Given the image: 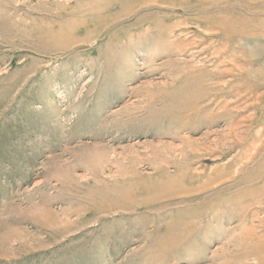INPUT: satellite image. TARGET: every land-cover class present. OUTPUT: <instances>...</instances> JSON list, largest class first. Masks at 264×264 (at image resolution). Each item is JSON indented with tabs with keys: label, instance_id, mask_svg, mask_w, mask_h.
Masks as SVG:
<instances>
[{
	"label": "rangeland",
	"instance_id": "obj_1",
	"mask_svg": "<svg viewBox=\"0 0 264 264\" xmlns=\"http://www.w3.org/2000/svg\"><path fill=\"white\" fill-rule=\"evenodd\" d=\"M264 0H0V264H264Z\"/></svg>",
	"mask_w": 264,
	"mask_h": 264
},
{
	"label": "bare ground",
	"instance_id": "obj_2",
	"mask_svg": "<svg viewBox=\"0 0 264 264\" xmlns=\"http://www.w3.org/2000/svg\"><path fill=\"white\" fill-rule=\"evenodd\" d=\"M262 192H264V190Z\"/></svg>",
	"mask_w": 264,
	"mask_h": 264
}]
</instances>
